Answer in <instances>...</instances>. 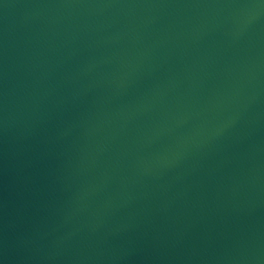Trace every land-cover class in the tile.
Listing matches in <instances>:
<instances>
[{"label": "water", "instance_id": "95a60500", "mask_svg": "<svg viewBox=\"0 0 264 264\" xmlns=\"http://www.w3.org/2000/svg\"><path fill=\"white\" fill-rule=\"evenodd\" d=\"M0 264H264V0H0Z\"/></svg>", "mask_w": 264, "mask_h": 264}]
</instances>
